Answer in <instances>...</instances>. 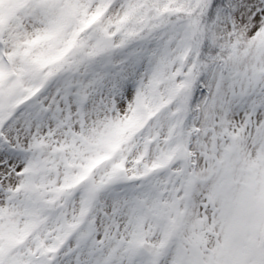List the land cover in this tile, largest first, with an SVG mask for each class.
I'll use <instances>...</instances> for the list:
<instances>
[{
  "label": "snow or ice",
  "instance_id": "6c2138e0",
  "mask_svg": "<svg viewBox=\"0 0 264 264\" xmlns=\"http://www.w3.org/2000/svg\"><path fill=\"white\" fill-rule=\"evenodd\" d=\"M0 264H264V0H0Z\"/></svg>",
  "mask_w": 264,
  "mask_h": 264
}]
</instances>
